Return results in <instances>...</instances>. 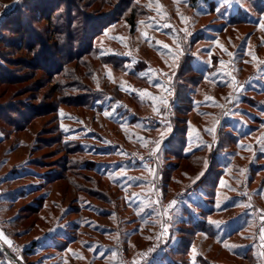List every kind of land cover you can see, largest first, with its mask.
I'll use <instances>...</instances> for the list:
<instances>
[{
	"label": "rangeland",
	"instance_id": "rangeland-1",
	"mask_svg": "<svg viewBox=\"0 0 264 264\" xmlns=\"http://www.w3.org/2000/svg\"><path fill=\"white\" fill-rule=\"evenodd\" d=\"M59 1L54 25L41 19ZM65 2L0 0V264H163L172 234L187 229L192 239L202 217L191 211L182 223L188 201L210 209L200 189L216 152L230 160L213 201L226 207L236 180L255 220L223 244L232 246L228 264H264V0H138L134 34L121 22L96 39L90 83L75 73L65 35L56 48ZM20 30L34 55L11 47ZM79 47L74 56L87 49ZM181 101L194 108L191 119ZM183 121L180 146L174 128ZM172 148L204 163L179 160ZM203 238L182 258L188 264L216 245ZM237 246L241 255L250 246L245 259ZM207 253L203 262L214 264Z\"/></svg>",
	"mask_w": 264,
	"mask_h": 264
},
{
	"label": "trees",
	"instance_id": "trees-1",
	"mask_svg": "<svg viewBox=\"0 0 264 264\" xmlns=\"http://www.w3.org/2000/svg\"><path fill=\"white\" fill-rule=\"evenodd\" d=\"M64 4L63 2L59 1L57 4L58 8L57 10H50L49 13H40L41 19H44L48 23L53 24L54 18L58 15V10L60 7H62ZM65 5H67L70 9L67 10L66 16L63 18V23L65 24V27H61L60 29H57L56 32L54 33V36L57 38L55 41L56 48H59V42L62 41V36L65 35L67 38L66 45L71 51V59L75 61L76 67L74 69L75 73L78 76H83V80H88L89 83L93 81L94 79V68L95 64L100 61V57H98V52L97 49L95 48V41L96 39L101 36L108 28L112 27L115 24H119L121 22H126L129 26L130 33L134 34L136 31L137 26L139 25V21L141 20V17L144 16V13L142 12V6L138 3V0H66ZM121 8V11H117L115 15L113 16L112 19H108V21L104 23L98 22L99 19L98 17L102 18L101 20L107 18L108 14L112 13L115 11L117 8ZM36 8V7H35ZM61 18V16H59ZM98 24L100 26L98 27ZM55 27V26H54ZM19 35V42L16 40H12L11 47L17 48V49H23L24 45L26 44V48L28 52L30 51V54L34 55L35 54V45H31L29 43V39L26 37L27 34L24 33V31L20 30L17 32ZM85 38V39H84ZM88 38V39H86ZM28 39V40H27ZM83 40V41H82ZM83 43V46H87V49L84 48L83 50L80 51L79 54L74 56L73 52L76 50L81 49L79 47V44ZM54 54V53H53ZM51 54L50 59H44V63H51L53 64L55 62L54 57L52 56H59L61 53L57 51L55 55ZM40 57H38L39 59ZM97 60V61H96ZM40 61V59H39ZM73 62V61H72ZM96 62V63H95ZM38 61H37V63ZM51 64V66H52ZM111 66L112 64L109 63L107 64ZM84 70L83 75H80L81 71ZM117 69L119 70V67L114 66V71L117 72ZM131 76V75H130ZM134 77V76H132ZM82 79V77H81ZM134 79H139V77L135 76ZM88 83V84H89ZM184 105V107L180 110V114L184 115V119H191V114L194 111V108L191 107L190 105H186L181 101V106ZM0 110H2L0 108ZM185 115L187 117L185 118ZM190 116V118H189ZM179 120V119H177ZM188 125L190 126L189 122L186 123L179 122L178 127H175L174 133L178 136H181L182 139L179 141V145H182L181 140L186 142V139H184L183 136H186L187 134V129L189 128ZM187 126V127H184ZM181 128H184L181 129ZM189 130V129H188ZM183 131V132H182ZM182 133V134H181ZM181 134V135H180ZM235 146V144H233ZM183 146V145H182ZM173 151V155L179 157H182V161L189 162L193 160V163H199L203 164L204 159L203 158H196L197 156L195 153L194 157L193 155H186L182 150L178 151L175 148L171 149ZM180 155V156H179ZM199 156L200 153H199ZM193 157V158H192ZM179 159V160H181ZM198 159V160H194ZM229 159H227L226 162H224L223 156H221V153L216 152V155L214 158L211 159L210 162V169L207 175L208 184H202V189H200V197L203 199V201H208L207 207L210 209H204L203 206H201V202H191L188 201L189 204L193 207H190L191 209H188V207L185 205V208L183 209L184 213V218H182V223L183 224H190L191 223V211H198L197 213L201 214L202 217L200 216L199 218L202 219V221H197V223L194 224V234L192 239H188L186 237L185 232L177 235V237H174L175 235L172 234V238L170 242L162 248L161 251V259L163 264H188L187 261L182 259L184 256L186 257L192 249L194 239L198 235H203V239H210L213 238L215 240V244L218 245L219 251L217 252V255H215V259H213L214 264H216L218 258L223 255V252L225 248L223 247V244L231 241L233 236H236L237 234L244 235L250 232V229L253 227L252 225L255 223L254 217L250 212L243 211L244 209V204L246 203V197H243L240 195V192L236 190V188H239L242 190V186L237 187L236 185V180L233 181V185H228L226 187V192L228 191L229 197L228 201H225L227 204L226 207H218V203H216V200L213 201V198L217 196V186L219 183V176L222 177L224 170L221 169L222 166H226L229 163ZM187 168V167H186ZM190 169V168H187ZM253 185V184H251ZM198 189V187H196ZM206 194L211 195L209 198L205 196ZM216 195V196H215ZM259 198V197H256ZM201 199V200H202ZM211 200V201H210ZM238 201L242 202L241 205H237ZM217 204V207H216ZM232 207L234 210H241L240 213H238L237 217L233 220L227 221H220L219 219L216 220L217 217H221L222 213L226 212V210ZM226 209V210H225ZM187 217V218H186ZM209 221H215L220 224V227L217 228L214 224L209 223ZM197 224H201L199 227ZM196 225V226H195ZM181 227H179L178 230H180ZM209 229V230H208ZM176 231V230H175ZM191 238V237H190ZM250 238V237H249ZM176 244V247L174 245ZM254 244L252 245V247ZM230 249L232 250V246L229 245ZM243 246H237L234 249V252L237 253V257H243L245 259L248 256V253L251 251L250 246H249V251L243 250V255L242 254V249ZM247 248V247H246ZM229 249V250H230ZM233 251V250H232ZM208 254V253H207ZM204 255H199L198 256V262L201 264H210V262H203ZM208 261V260H207ZM158 264V263H156Z\"/></svg>",
	"mask_w": 264,
	"mask_h": 264
},
{
	"label": "crops",
	"instance_id": "crops-1",
	"mask_svg": "<svg viewBox=\"0 0 264 264\" xmlns=\"http://www.w3.org/2000/svg\"><path fill=\"white\" fill-rule=\"evenodd\" d=\"M202 236L203 235H198V236H196L195 237V239L194 240H198V238H202ZM201 240V239H200ZM196 241H194V243H196ZM201 241H204V239H202ZM206 241V240H205ZM204 241V242H205ZM212 244V243H211ZM225 250H224V253H223V255H221V257H220V260H219V262L217 261L216 262V264H228V255H229V245H225ZM209 249V250H208ZM206 250V252H208V254L209 253H215V255H217V252L219 251V247H218V245H215L214 246V248L213 247H210V248H202V247H200V249H199V254L201 255V254H203V252ZM208 250V251H207ZM203 251V252H202ZM230 256V255H229ZM231 257H234V256H231ZM224 262V263H223ZM198 264H199V262H197Z\"/></svg>",
	"mask_w": 264,
	"mask_h": 264
},
{
	"label": "snow or ice",
	"instance_id": "snow-or-ice-1",
	"mask_svg": "<svg viewBox=\"0 0 264 264\" xmlns=\"http://www.w3.org/2000/svg\"><path fill=\"white\" fill-rule=\"evenodd\" d=\"M224 2H225L226 4H230V3L232 2V0H224ZM237 3H238V6H241V5H242V0H237ZM218 10H219V9H218ZM259 26H260L261 29H264V18H262V19L259 21ZM104 114H105V116H108V115H109L108 112H105ZM168 130H170V128H169ZM210 131H214V129H213V130H210ZM162 135H163V134H162ZM158 147H159V142H157V148H158ZM172 207H175V201H172V202L170 203V205H169V209H171ZM209 223L214 224L217 228L220 227V224H219L218 222H215V221H209ZM2 236H3V234L0 233V237H2ZM6 242H8V241H6ZM9 243H10V242H9Z\"/></svg>",
	"mask_w": 264,
	"mask_h": 264
},
{
	"label": "built area",
	"instance_id": "built-area-1",
	"mask_svg": "<svg viewBox=\"0 0 264 264\" xmlns=\"http://www.w3.org/2000/svg\"><path fill=\"white\" fill-rule=\"evenodd\" d=\"M165 207H166V206H165ZM122 256H123V260H124L125 262H127V263L132 262V260H129L127 257H125V256H126L125 254H122ZM137 258H138V257H134V258H133V261H134V260L136 261ZM135 261H134V262H135Z\"/></svg>",
	"mask_w": 264,
	"mask_h": 264
}]
</instances>
